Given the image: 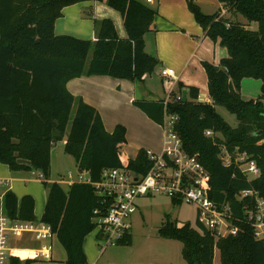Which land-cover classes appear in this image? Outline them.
<instances>
[{
	"label": "trees",
	"instance_id": "obj_1",
	"mask_svg": "<svg viewBox=\"0 0 264 264\" xmlns=\"http://www.w3.org/2000/svg\"><path fill=\"white\" fill-rule=\"evenodd\" d=\"M81 1L85 0H0V163L11 171L37 170L43 175L47 198L41 220L51 225L65 249L66 264H87L84 239L95 228L93 210L104 209L91 185L73 182L65 190L56 181H48L53 145L65 140L64 151L75 159L79 171H87L95 181L106 168L145 173L149 167L143 149L134 158L121 152L125 127L117 124L108 132L98 111L74 96L66 84L82 75L141 82L160 64L146 51L144 39L155 30L158 11L141 0H100L120 12L125 38L117 35L114 23L106 18L94 20L93 40L56 35L54 23L62 9ZM218 1L221 8L212 14L188 2L205 36L228 52L218 64L202 62L210 103L198 100L197 87L180 82L166 106L164 99L133 103L158 124L164 107L177 116L175 131L183 149L197 155L209 173L211 199L229 206L232 224L239 227L237 235L216 236L198 222L179 225L167 219L158 234L182 242L187 264H213L215 249L220 264H264V239L254 236L246 215L254 209L253 199L239 198L245 189H254L264 198V0ZM244 78L260 80L256 99L241 96ZM183 89L187 90L186 101L175 100ZM217 106L233 113L238 125L231 127ZM207 130L221 137H207ZM221 146L249 154L259 175L249 178L237 166L223 165ZM3 207L11 218L35 219L34 200L29 195L18 199L6 191ZM118 243L129 245L131 235L125 234Z\"/></svg>",
	"mask_w": 264,
	"mask_h": 264
},
{
	"label": "rangeland",
	"instance_id": "obj_2",
	"mask_svg": "<svg viewBox=\"0 0 264 264\" xmlns=\"http://www.w3.org/2000/svg\"><path fill=\"white\" fill-rule=\"evenodd\" d=\"M181 1L182 6L180 7L178 4L176 7L173 5L170 6L171 11L174 12L171 16L172 18L166 17V15L160 11L158 12V17L156 19L157 32L149 34L146 51L158 59V46H166L167 43L171 41H185V43L188 44L187 49L189 52H193L195 56L207 57L210 61L215 57L216 62L219 61L221 57L227 56V49L221 46L218 41H213L212 39L203 36L202 28L195 21L194 16L189 9L188 2L190 0ZM192 1L195 2L201 8L202 12L206 14H211L219 8L218 0ZM85 2H89V0H85ZM100 3H102L100 0L95 1L97 13L93 16L90 15L91 18L89 17L88 19H91L92 21L94 20L93 18H96L97 20L100 19L98 17L102 15L99 11L101 9L100 5H102ZM167 4L169 3L167 2ZM149 6L158 11L159 0H154ZM105 7L107 8H105L104 11L112 12L116 16L121 17L118 10L110 8L109 6ZM182 25L184 27H181ZM197 41H200L199 45L197 44ZM90 56L91 54L88 55V58ZM160 68L161 63L156 67L153 73L146 75V86H149L150 82H152L159 92L156 96L166 99L169 97L171 90H173L172 88H174V94H176L178 87L177 85L172 87V83L175 81V78H173L174 76L171 78L160 77ZM193 74L195 76V81L202 86L198 100L203 102L208 95L205 73L202 72L200 75L196 72ZM260 86L261 82L259 79H242L240 83L241 96L246 100L256 99L261 92ZM216 110L231 127H236L238 125V120L233 113L229 112L222 106H217ZM127 114L125 112L122 113L125 117ZM126 118L128 119L127 126L129 140L127 139V142H125L120 149L126 157L134 158V150H136L138 144H143V136H153L155 131L161 132L162 129L157 126L156 130H153V128L151 130H146L145 126L134 121L129 116ZM64 143L65 140L57 142L53 145L51 150L52 159L50 176L53 181L67 178L68 174H70L73 179H76L79 175V169L75 159L64 151ZM154 152L158 153L159 151ZM0 171H3L6 174L8 173L9 175H0V178L6 179L13 177L14 181L12 182L11 180L10 183L11 190L18 192V194L30 193L33 196L35 200L34 217L40 219L46 204L47 188L41 181H36L34 179L38 171H19L20 174L17 175L14 172H11L8 166L3 163H0ZM7 187L8 185L0 186L1 192L4 189H7ZM197 212L198 209L196 205L186 202L173 203L165 194L155 193L141 197L137 200V208L130 217L129 234L131 235V243L129 245L115 243L102 249L101 247L104 245V240L98 236V227L95 226L85 238L87 264H187L181 253L182 242L176 239L160 236L158 234V229L167 219L175 221L179 225L189 223L191 226H195L197 224ZM23 234L26 233L21 232L17 236L11 237L9 239V241L11 240L9 245L16 244V246L27 247L38 245L32 238H28L26 243H23V241H25V238L21 236ZM51 240L52 260L36 258L34 260L26 261L25 258L27 257V253L23 252L20 253L19 260L12 264H66L65 249L56 237H53ZM213 264H220L218 249H215L214 251Z\"/></svg>",
	"mask_w": 264,
	"mask_h": 264
},
{
	"label": "built area",
	"instance_id": "obj_3",
	"mask_svg": "<svg viewBox=\"0 0 264 264\" xmlns=\"http://www.w3.org/2000/svg\"><path fill=\"white\" fill-rule=\"evenodd\" d=\"M150 2L151 0H146ZM162 77H173L171 68L160 71ZM177 95L175 100H179ZM169 97L164 99L166 106ZM210 99L204 102L210 103ZM177 116L164 107L163 118L160 123L163 131V146L155 153L150 149H143L149 167L145 173L133 171L123 167L106 168L99 180H92L87 171H79L76 179L70 174L61 182L86 183L94 188L95 194L100 196L102 207L93 210L95 226L98 227L99 237L104 240L105 249L108 245L118 243L129 233L130 217L137 208V200L146 195L161 193L170 199L186 202L197 206V222L215 231L216 236L237 235L239 227L232 224V214L229 206L213 201L209 195V173L199 162L197 155L188 154L182 146V141L175 131ZM207 137L218 136L211 130L204 132ZM223 165H235L249 178L259 175L260 170L256 161L246 152L237 149L230 152L221 146L219 155ZM37 176L43 180L38 171ZM8 185V181L0 178V186ZM251 197L254 209L247 211V220L251 223L254 236L264 239V198L254 189H245L239 193V198ZM3 196L0 195V264H10L9 239L19 233H29L36 240L43 243L42 247L33 250L38 258L47 259L50 256L51 239L55 235L51 225L41 219L22 220L11 218L2 206Z\"/></svg>",
	"mask_w": 264,
	"mask_h": 264
},
{
	"label": "crops",
	"instance_id": "obj_4",
	"mask_svg": "<svg viewBox=\"0 0 264 264\" xmlns=\"http://www.w3.org/2000/svg\"><path fill=\"white\" fill-rule=\"evenodd\" d=\"M95 1L96 0H89V2L81 1V2L64 7L62 9V16H60L59 18L55 20L54 33L56 35H71L73 37L80 38V39H92V40L95 39L94 20H97V19L93 18L94 19L93 21L91 19H88L90 15L93 16V15H96L95 13H97V9L95 7ZM141 1L145 2L147 5H150L151 3L154 2V0H151L150 2H147L146 0H141ZM101 2L102 3L100 4L102 5H100L101 9L99 11L102 13V15L98 17L100 19H104V18L110 19L115 25L117 35L120 38H125L127 34H126V30L123 25L122 17L120 16L118 17L112 12L104 11L105 8H107L105 6H109V5L105 1H101ZM167 2L169 4H167ZM181 2H182L181 0H159L158 12L160 11L161 13L166 15V17L172 18L171 16L173 15L174 12L171 11L170 6L173 5L174 7H176V5L178 4L180 7L182 6ZM93 6L95 7V9ZM220 8H221V5L219 3L218 10ZM157 17L158 16H156L154 20L155 30L153 32H148L144 36L145 48H146V44L148 43L147 39H148L149 34L157 32V27H156ZM181 27H184V26L182 25ZM203 36L206 38L204 32H203ZM199 42L197 41L198 45H199ZM187 47H188V44H186L185 41H171L167 43L166 46H160V47L158 46L157 57L161 63V68L159 69V73L161 69L163 68H171L174 74L173 78H175V81L172 83V87L177 85V83L180 82L184 85L195 86L199 89V92H200V89L202 86L195 81V76L193 73L198 72V74L200 75L202 74V72L205 73L204 68L202 66L203 61L218 64L220 59L226 56L221 57L219 61L217 62L215 61V57L212 59V61H210V59H208L207 57L195 56L193 52L192 53L189 52ZM160 77L162 78L161 75ZM66 87L74 96L81 97L86 103L92 105L98 111V113L100 114L102 118L104 128L108 132H112V130L117 124H121L123 126L125 125L124 127L126 129V134H125L126 142H127V139L129 140L128 126H127L128 119L126 118L127 116H129L134 121H137L139 124L145 126L146 130H151L152 128L153 130H156L157 126L161 127L160 124L155 123L150 118H148L146 114L142 112L133 103L134 100H142V99L161 100L163 99L162 97L156 96L158 95L159 92L152 82H150L149 86H146V76L144 77L143 81L139 82V81H130L127 79H122V78H116V77L109 76V75H90V76L82 75L80 77L69 80L66 84ZM206 88H207V78H206ZM172 89L174 90V88ZM207 99H209L208 95L206 96L205 101ZM123 112H125L126 114L128 113L126 117L122 115ZM163 138H164L163 129L161 132L155 131L153 136L151 135L145 136V137L143 136L142 138L143 144H138V146L136 147V150H134V155L136 156L140 149H150L152 151H161L162 146H163ZM31 171H27V172H31ZM11 172H14L17 175L20 174L19 171H11ZM4 174L6 173H4L3 171L2 172L0 171L1 176ZM7 175L8 173L6 174V176ZM1 179H4V178H1ZM34 179L36 181H41L43 183V180L39 179L37 175L36 177H34ZM61 179L56 180V182L59 183L58 181H60ZM5 180L8 181V187L7 189H4L2 192L0 190V195L4 196L5 192L10 190L16 195L18 199H21V197L24 195H29L33 198V196L30 193L18 194V192H14L13 190H11L10 183H11V180L12 182L14 181L13 177L6 178ZM48 181L50 182L53 181L51 179V176ZM59 184L65 190H67L70 185L65 181ZM34 205H35V200H34ZM2 206H3V203H2ZM21 236L25 238V241H23V243H26V240L28 238H32L33 241L37 243L38 245L31 246V247L16 246V244L9 245L11 248L9 252L10 264L18 261L20 258V253H23V252L27 253L26 254L27 257L25 258L26 261L34 260L38 258L37 255L33 252V250H36L45 244L39 240H36L29 233L23 234ZM53 237H56V235H54ZM83 249L86 255L85 239L83 243ZM47 259L52 260L51 250H50V256ZM47 259H44V260H47Z\"/></svg>",
	"mask_w": 264,
	"mask_h": 264
},
{
	"label": "water",
	"instance_id": "obj_5",
	"mask_svg": "<svg viewBox=\"0 0 264 264\" xmlns=\"http://www.w3.org/2000/svg\"><path fill=\"white\" fill-rule=\"evenodd\" d=\"M181 99H182V101H186V99H187V90L186 89H183L181 91ZM19 161L24 162L22 160H19ZM25 163L29 164L28 161H25Z\"/></svg>",
	"mask_w": 264,
	"mask_h": 264
}]
</instances>
